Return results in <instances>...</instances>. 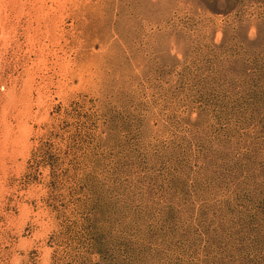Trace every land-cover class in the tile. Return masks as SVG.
I'll return each mask as SVG.
<instances>
[{
	"label": "rangeland",
	"instance_id": "374dc122",
	"mask_svg": "<svg viewBox=\"0 0 264 264\" xmlns=\"http://www.w3.org/2000/svg\"><path fill=\"white\" fill-rule=\"evenodd\" d=\"M0 264H264V0H0Z\"/></svg>",
	"mask_w": 264,
	"mask_h": 264
},
{
	"label": "bare ground",
	"instance_id": "6f19581e",
	"mask_svg": "<svg viewBox=\"0 0 264 264\" xmlns=\"http://www.w3.org/2000/svg\"><path fill=\"white\" fill-rule=\"evenodd\" d=\"M5 3V2H4ZM53 7V6H52ZM55 11V10H54ZM56 13V12H55ZM5 14V13H4ZM6 15V14H5ZM41 45V44H40ZM43 60V59H42ZM65 85V84H64ZM40 97V96H39ZM42 99V98H41ZM41 104V103H40ZM40 215V214H39Z\"/></svg>",
	"mask_w": 264,
	"mask_h": 264
}]
</instances>
